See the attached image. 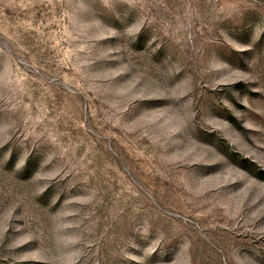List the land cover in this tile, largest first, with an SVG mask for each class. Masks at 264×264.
I'll use <instances>...</instances> for the list:
<instances>
[{
  "label": "rangeland",
  "instance_id": "obj_1",
  "mask_svg": "<svg viewBox=\"0 0 264 264\" xmlns=\"http://www.w3.org/2000/svg\"><path fill=\"white\" fill-rule=\"evenodd\" d=\"M0 264H264V0H0Z\"/></svg>",
  "mask_w": 264,
  "mask_h": 264
}]
</instances>
